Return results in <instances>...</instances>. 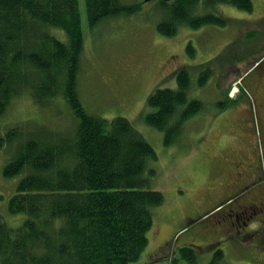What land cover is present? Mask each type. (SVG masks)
<instances>
[{"label": "trees", "instance_id": "obj_1", "mask_svg": "<svg viewBox=\"0 0 264 264\" xmlns=\"http://www.w3.org/2000/svg\"><path fill=\"white\" fill-rule=\"evenodd\" d=\"M84 3L90 28L105 19L134 15L139 8L120 0ZM157 5L164 18L156 29L168 37L181 26H225L227 19L213 13L220 5L253 10L251 0H170ZM81 24L78 0H0V149L12 152L4 176L21 175L9 212L25 216L16 227L0 216V264L137 262L148 246L152 208L164 201L161 192L149 188L153 147L127 119L114 117L109 123L81 102ZM201 72L200 87L210 71ZM190 88L188 70L179 69L174 89L157 88L147 99L153 111L145 120L163 132L166 145L177 141L184 123L204 108L200 100L189 98ZM23 95L43 107L61 97L71 111V125L55 131L28 120L3 126L1 118ZM228 104V99L220 102V110ZM179 255L196 264L192 245L181 247ZM222 260L220 249L208 264H225Z\"/></svg>", "mask_w": 264, "mask_h": 264}, {"label": "rangeland", "instance_id": "obj_2", "mask_svg": "<svg viewBox=\"0 0 264 264\" xmlns=\"http://www.w3.org/2000/svg\"><path fill=\"white\" fill-rule=\"evenodd\" d=\"M120 1L127 5L138 3L136 14L105 19L90 28L84 0H78L83 32L78 92L89 113L109 123L114 117L127 119L156 153L149 162V168L154 170L149 188L161 192L164 201L152 208L153 226L146 250L139 261L130 264H188L179 255V249L186 245L194 247L196 264H207L217 248L209 249L204 235L207 196L209 189L220 185L219 154H224L231 142L223 152L219 146L229 141L227 131H236L239 139L242 123L247 122L242 127L248 134L258 133L251 88L238 82L248 66L244 60L251 53L264 57V0H251V13L218 6L213 13L228 20L225 26H181L171 37L156 29L164 18L156 1ZM54 34L65 39L61 32ZM179 69L189 72V98L200 100L204 108L184 123L177 141L166 145L163 132L145 120L153 111L147 99L157 88L174 89ZM205 70L210 72L204 73L206 81L200 87L198 79ZM252 76L250 73L249 78ZM236 84L239 91L241 87L239 94ZM229 98L235 99L234 104L220 110L219 103ZM70 115L61 97L52 106L43 107L23 95L11 103L1 122L6 126L28 120L48 124L54 131L65 130L71 125ZM218 134L222 139L217 138ZM11 155L8 149H0V216L16 227L25 216L12 215L8 209L21 176L8 178L3 174ZM238 242L227 240L219 246L225 264H264V244L255 246L253 240L245 239Z\"/></svg>", "mask_w": 264, "mask_h": 264}, {"label": "flooded vegetation", "instance_id": "obj_3", "mask_svg": "<svg viewBox=\"0 0 264 264\" xmlns=\"http://www.w3.org/2000/svg\"><path fill=\"white\" fill-rule=\"evenodd\" d=\"M244 62L248 67L241 80L251 88L258 133L248 134L247 128L242 127L247 122L242 123L239 139L236 131H227L229 141L219 146L223 152L227 142H231L225 153L219 154V193L218 188H211L207 196L209 210L205 214L208 222L204 235L209 240V249L217 246L207 264L226 240L245 239L253 240L255 246L264 244V57L254 52ZM219 137L222 139V135Z\"/></svg>", "mask_w": 264, "mask_h": 264}, {"label": "water", "instance_id": "obj_4", "mask_svg": "<svg viewBox=\"0 0 264 264\" xmlns=\"http://www.w3.org/2000/svg\"><path fill=\"white\" fill-rule=\"evenodd\" d=\"M145 2H149V1H152V0H144ZM159 1H164V2H168L170 0H159Z\"/></svg>", "mask_w": 264, "mask_h": 264}, {"label": "crops", "instance_id": "obj_5", "mask_svg": "<svg viewBox=\"0 0 264 264\" xmlns=\"http://www.w3.org/2000/svg\"><path fill=\"white\" fill-rule=\"evenodd\" d=\"M219 137V135H217V138ZM220 139V138H219Z\"/></svg>", "mask_w": 264, "mask_h": 264}]
</instances>
